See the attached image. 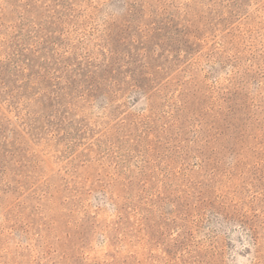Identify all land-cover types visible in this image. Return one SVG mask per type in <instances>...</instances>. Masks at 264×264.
<instances>
[{"label":"rangeland","instance_id":"rangeland-1","mask_svg":"<svg viewBox=\"0 0 264 264\" xmlns=\"http://www.w3.org/2000/svg\"><path fill=\"white\" fill-rule=\"evenodd\" d=\"M0 264H264V0H0Z\"/></svg>","mask_w":264,"mask_h":264}]
</instances>
